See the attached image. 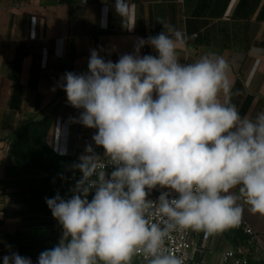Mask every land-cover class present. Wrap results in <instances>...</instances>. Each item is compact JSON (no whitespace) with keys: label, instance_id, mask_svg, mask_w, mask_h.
I'll return each instance as SVG.
<instances>
[{"label":"clouds","instance_id":"9594fccd","mask_svg":"<svg viewBox=\"0 0 264 264\" xmlns=\"http://www.w3.org/2000/svg\"><path fill=\"white\" fill-rule=\"evenodd\" d=\"M131 7L115 0L122 18ZM163 26L115 63L91 50L86 73L61 78L68 103L82 110L73 122L96 129L92 140L104 152L86 145L72 165L81 178L71 196L46 198L62 235L37 264H131L138 254L147 264H183L165 247L173 233L236 226L241 200L264 215V111L242 117L231 103L228 61L208 52L182 62L187 37ZM145 45L157 54L141 55ZM158 188L167 191L149 199ZM7 247L3 264H33Z\"/></svg>","mask_w":264,"mask_h":264},{"label":"crops","instance_id":"0c3cea01","mask_svg":"<svg viewBox=\"0 0 264 264\" xmlns=\"http://www.w3.org/2000/svg\"><path fill=\"white\" fill-rule=\"evenodd\" d=\"M114 3L0 0V245L9 244L21 256L38 251L34 242L26 241L36 238L34 231L44 220L56 222L43 212L48 206L34 194L37 186L22 176L31 171L18 150L29 126L35 133L34 124L47 126L42 142L63 163L64 180L86 145L104 152L92 140L96 129L73 122L82 110L72 107L58 87L66 72L88 71L91 50L115 63L134 52L138 38L156 36L163 25H171L187 37L186 46L179 49L182 62H194L208 52L222 55L230 65L231 103L242 117L254 119L264 111V0H128L132 7L125 18L115 12ZM140 54L157 53L145 45ZM220 99L223 102V95ZM49 175L44 171L37 177ZM46 198H52L51 193ZM240 203L244 211L236 226L204 234L206 264L219 261L227 247L245 238L244 223L261 236L256 254H264V215Z\"/></svg>","mask_w":264,"mask_h":264},{"label":"rangeland","instance_id":"374dc122","mask_svg":"<svg viewBox=\"0 0 264 264\" xmlns=\"http://www.w3.org/2000/svg\"><path fill=\"white\" fill-rule=\"evenodd\" d=\"M38 141H40V131L35 133V130L32 128H30L27 135L20 141L18 150L20 151L19 154L21 155L22 164L27 165L31 169L29 174L22 176H28L30 181L34 184V187L37 186L36 189L34 188V194L39 195V197H43L45 199V203L46 194L48 193H51L52 197H54L58 192L61 197L65 199L69 198L72 194L70 189H72L78 181L74 173L75 170H71L69 166L70 170H68L67 177L64 180L60 171V166H62L63 163L49 153L43 152L38 144ZM44 171H48L50 175L45 178L37 177L38 175H42ZM19 176L21 177V175ZM48 184L50 187H48ZM91 198L92 196L89 195L88 199L91 200ZM43 212L50 214L51 210L49 207H45ZM31 224L35 225V223ZM26 233L30 234L32 232L30 231ZM34 233L37 234L36 238H33L32 240L28 239L26 243L31 241L34 242V245L38 246V251L34 252L33 255H31V253H27L23 256L30 257L32 262H36H33V264H37L38 256L42 251L51 249L58 244L62 235V228L57 220L54 224L49 220H44V222L41 223V228L38 231H34ZM203 236L204 233L202 232L198 237V245L202 250L200 257H204L205 255V248L202 246L201 242ZM7 246L4 247V245H0V264H3L2 257L9 254V248ZM11 251H14L13 247L11 248ZM131 264L147 263L132 259ZM214 264H219V261H216ZM251 264H264V254H255L251 260Z\"/></svg>","mask_w":264,"mask_h":264},{"label":"built area","instance_id":"2783aa9c","mask_svg":"<svg viewBox=\"0 0 264 264\" xmlns=\"http://www.w3.org/2000/svg\"><path fill=\"white\" fill-rule=\"evenodd\" d=\"M94 151L96 154L103 156V151ZM112 170V166L106 168V172L109 174ZM76 178L78 180L81 178L79 171L76 174ZM161 191H167V189H154L148 198L154 201L157 200ZM93 194L90 193L89 195L92 196ZM243 229L245 238L240 243L227 247L220 255L219 264H251L252 258L259 249L261 236L248 223H244ZM201 233L202 231L190 230L175 232L172 234V238L166 241L165 247L169 252L180 257L183 260V264H206L204 257H200L202 250L198 245V237ZM132 259L146 262L143 255L140 254L134 255Z\"/></svg>","mask_w":264,"mask_h":264},{"label":"trees","instance_id":"16d2710c","mask_svg":"<svg viewBox=\"0 0 264 264\" xmlns=\"http://www.w3.org/2000/svg\"><path fill=\"white\" fill-rule=\"evenodd\" d=\"M35 125H38L36 128H37V132H39L40 131V141H38L39 143H40V148H41V150L43 151V152H46V153H49L50 155L52 154L55 158H57L58 160H59V158H58V156H56L55 154H53L44 144H43V142H42V140H43V138H44V134H45V129L47 128V126L45 127L44 126V122H41V123H36V124H34V126ZM30 128H31V126H29ZM28 127V128H29ZM33 127V126H32ZM42 127V128H41ZM33 129H34V127H33ZM22 130H20L19 132H21ZM18 135H20V133H18ZM27 135V134H26Z\"/></svg>","mask_w":264,"mask_h":264}]
</instances>
